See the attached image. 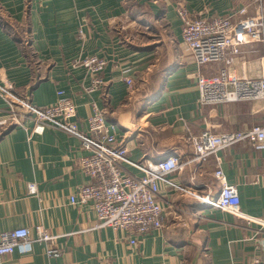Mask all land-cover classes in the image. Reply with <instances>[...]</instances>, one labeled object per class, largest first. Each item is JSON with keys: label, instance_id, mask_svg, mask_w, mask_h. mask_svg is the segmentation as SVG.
<instances>
[{"label": "crops", "instance_id": "0c3cea01", "mask_svg": "<svg viewBox=\"0 0 264 264\" xmlns=\"http://www.w3.org/2000/svg\"><path fill=\"white\" fill-rule=\"evenodd\" d=\"M193 17H227L241 8L254 10L250 0H0V86L42 108L62 91L76 106L77 126L87 127L92 104L116 127V142L127 148L128 161L156 162L169 154L183 163L168 175L190 193L159 183L157 201L163 227L131 236L97 228L89 205L70 197L91 179L78 166L88 154L80 140L61 130L32 131L26 113L17 124L0 129V233L42 226L55 237L57 257L46 245L20 244L0 264H250L264 260V147L242 142L206 161L193 159L190 142L205 130H243L264 124V99L200 106L198 76H209L220 64L198 66L187 54L175 4ZM239 15L232 16L238 20ZM81 29L82 38L78 37ZM29 40V46L22 39ZM227 70L232 76L260 78L262 44L240 46ZM103 57L104 90L87 92L90 78L74 60ZM133 77L135 90L125 92ZM7 101L0 95V118ZM19 110V108H17ZM219 162H217V159ZM220 168L240 199L238 217L211 209L199 197H217ZM127 173L141 175L131 164ZM33 185L35 192L28 187Z\"/></svg>", "mask_w": 264, "mask_h": 264}, {"label": "built area", "instance_id": "2783aa9c", "mask_svg": "<svg viewBox=\"0 0 264 264\" xmlns=\"http://www.w3.org/2000/svg\"><path fill=\"white\" fill-rule=\"evenodd\" d=\"M250 6L254 10L252 15H248L246 8H241L227 17H193L182 4H175V12L181 23L182 45L187 54L198 66L222 65L215 74L198 76L200 106L264 99V0H250ZM235 15L240 18L233 20L232 16ZM78 37L82 38L81 29L78 30ZM254 42L262 44L263 74L254 79L232 76L227 70L231 57L240 53V46ZM22 44L29 46V40L22 39ZM74 64L85 68L89 75L87 92L104 90L102 73L106 60L103 57L89 55L74 60ZM124 84L128 95L134 93L133 77H126ZM0 95L8 105L7 116L0 118V129L21 122L19 118L26 113L24 118L32 123L34 133L55 129L80 140L82 149L88 154L78 160V166L91 179V183L77 189L70 202L79 206L88 204L96 215L97 228L124 231L132 237L130 244H135L136 237L163 227V208L157 201L159 183L179 192L190 193L168 178V175L183 168L177 156L169 154L156 162L146 161L144 164L128 161L126 146L116 142L115 125L107 123L102 110L95 104L91 105L92 113L87 119L86 130L81 131L77 126L76 106L62 91L56 93L57 100L53 104L42 108L15 96L10 88L0 86ZM190 142L194 149L193 159L198 162L206 161L219 151L242 142L261 148L264 147V124L219 134L205 130L191 136ZM123 164H131L141 175L127 173ZM214 177L220 186L217 197L210 199L192 194L211 209L245 217L238 210L240 199L235 185L227 183L219 167L214 171ZM28 191L35 192L33 185L28 187ZM248 220L264 228V221ZM34 232V237L27 228L0 233V258L12 254L16 247L29 241L44 243L47 256L57 257L59 251L55 237L42 226H36ZM250 264H264V260L255 257Z\"/></svg>", "mask_w": 264, "mask_h": 264}, {"label": "rangeland", "instance_id": "374dc122", "mask_svg": "<svg viewBox=\"0 0 264 264\" xmlns=\"http://www.w3.org/2000/svg\"><path fill=\"white\" fill-rule=\"evenodd\" d=\"M221 68H222V67H221ZM221 68L219 67L215 73H217V72L219 71V69H221ZM215 73H214V74H215Z\"/></svg>", "mask_w": 264, "mask_h": 264}]
</instances>
